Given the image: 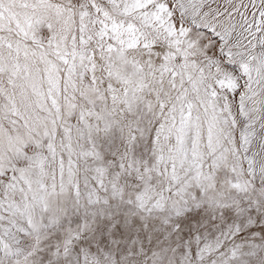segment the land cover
Instances as JSON below:
<instances>
[{"label":"snow or ice","instance_id":"1","mask_svg":"<svg viewBox=\"0 0 264 264\" xmlns=\"http://www.w3.org/2000/svg\"><path fill=\"white\" fill-rule=\"evenodd\" d=\"M0 264H264V0H0Z\"/></svg>","mask_w":264,"mask_h":264}]
</instances>
